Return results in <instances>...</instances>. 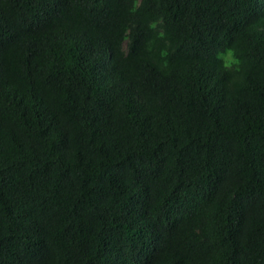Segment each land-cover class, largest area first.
<instances>
[{"label": "trees", "instance_id": "16d2710c", "mask_svg": "<svg viewBox=\"0 0 264 264\" xmlns=\"http://www.w3.org/2000/svg\"><path fill=\"white\" fill-rule=\"evenodd\" d=\"M0 264H264V0H0Z\"/></svg>", "mask_w": 264, "mask_h": 264}, {"label": "clouds", "instance_id": "9594fccd", "mask_svg": "<svg viewBox=\"0 0 264 264\" xmlns=\"http://www.w3.org/2000/svg\"><path fill=\"white\" fill-rule=\"evenodd\" d=\"M230 52H232V50L230 49L229 50ZM238 62V61H237ZM233 63V61L231 60V59H229L228 61H227V64L230 66L231 64Z\"/></svg>", "mask_w": 264, "mask_h": 264}]
</instances>
